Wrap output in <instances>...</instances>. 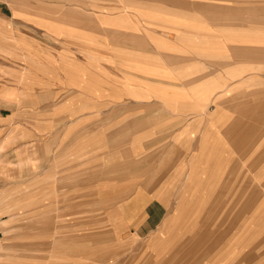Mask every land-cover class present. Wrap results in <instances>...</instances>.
Here are the masks:
<instances>
[{
	"label": "crops",
	"instance_id": "0c3cea01",
	"mask_svg": "<svg viewBox=\"0 0 264 264\" xmlns=\"http://www.w3.org/2000/svg\"><path fill=\"white\" fill-rule=\"evenodd\" d=\"M35 6L37 30L86 51L70 64L84 87L53 107L87 134L52 164L93 216L22 246L38 264H264V0Z\"/></svg>",
	"mask_w": 264,
	"mask_h": 264
},
{
	"label": "rangeland",
	"instance_id": "374dc122",
	"mask_svg": "<svg viewBox=\"0 0 264 264\" xmlns=\"http://www.w3.org/2000/svg\"><path fill=\"white\" fill-rule=\"evenodd\" d=\"M36 1L0 0V264H38L37 246H22L23 235L35 240L39 233H75L84 228L80 221L93 216L86 195L70 193L76 177L69 171L55 176L52 164L55 145L64 166L87 134L69 124L81 115L68 114L64 105L54 113L53 107L55 90L59 95L84 87L70 64L86 51L69 49V35L37 30L29 18ZM261 3L254 15L263 13ZM65 122L64 129H54V123Z\"/></svg>",
	"mask_w": 264,
	"mask_h": 264
}]
</instances>
